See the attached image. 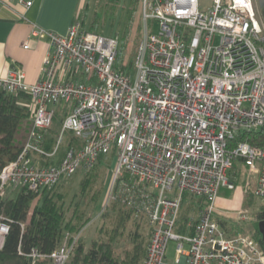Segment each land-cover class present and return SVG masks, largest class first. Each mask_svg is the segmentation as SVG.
<instances>
[{
    "label": "built area",
    "instance_id": "obj_1",
    "mask_svg": "<svg viewBox=\"0 0 264 264\" xmlns=\"http://www.w3.org/2000/svg\"><path fill=\"white\" fill-rule=\"evenodd\" d=\"M140 3L142 34L130 70L117 64L119 34L85 30L79 20L66 34L33 27L24 47L35 38L50 42L39 79L26 83L21 68L0 78L8 92L30 95L27 136L0 173V196L53 187L110 155L108 201L144 214L151 228L143 264H264L260 231L232 235L217 213L220 188H235L228 172L236 161L247 167L245 190L257 175L254 192L264 200V146L236 140L264 127V0ZM59 110L64 117L48 149ZM69 135L78 144L63 150ZM186 194L203 201L182 225ZM9 228L0 215V248ZM171 240L175 260L167 256ZM72 247L67 236L51 254L32 255L65 264Z\"/></svg>",
    "mask_w": 264,
    "mask_h": 264
},
{
    "label": "trees",
    "instance_id": "obj_2",
    "mask_svg": "<svg viewBox=\"0 0 264 264\" xmlns=\"http://www.w3.org/2000/svg\"><path fill=\"white\" fill-rule=\"evenodd\" d=\"M108 13V10L103 16L97 13V18H93L90 27L85 26L86 17L77 20L81 22L83 29L102 34L99 28L108 19ZM129 34L130 28H127L123 33L126 47L129 43V39H126ZM120 48L118 61L121 55ZM133 61H131L132 65ZM127 67L128 65L125 68ZM29 100L30 95L26 91L11 93L0 87V173L7 163L18 156L25 141L22 133L27 131L30 125V111L22 101ZM63 117L59 110L54 124L57 123L60 127ZM54 124L47 135L48 149L53 147L59 131V127H54ZM242 139L264 146V127L259 132L245 133L236 138V140ZM77 144L76 139L69 135L66 137L63 150ZM107 162L112 167L115 160L110 155L103 154L92 169L82 171L74 192L68 182L72 181L76 174L62 179L50 188L38 191L20 189L12 194L8 190L6 195L0 196V215L8 220L10 226L0 248V264H52L51 258L34 256L33 251L38 254H51L63 244L67 236L69 244H73L67 264H143L151 228L144 214H137L134 209L120 201H110L102 212L103 219L110 216L112 212H117L118 220L112 228L102 223L97 234L91 237L87 250H85L87 241L83 233L74 241V236L83 231L91 220V210L95 209L106 186ZM186 197L190 200L191 207L187 205L186 208L190 210L184 212L183 201L180 215L182 225L189 217L196 214L197 208L194 205L197 204V207H200L203 201L199 198L194 204L196 200L194 196L186 194L184 199ZM132 217L139 220L135 221L136 225L132 226L134 227V229L131 228L132 231L125 233L127 218L133 220ZM262 218H264V210L260 213V219ZM223 223L226 222L223 221ZM145 227H148V231ZM257 239L264 248V240L259 235ZM119 240L129 241L131 246L126 250L118 248L117 251L116 244Z\"/></svg>",
    "mask_w": 264,
    "mask_h": 264
},
{
    "label": "rangeland",
    "instance_id": "obj_3",
    "mask_svg": "<svg viewBox=\"0 0 264 264\" xmlns=\"http://www.w3.org/2000/svg\"><path fill=\"white\" fill-rule=\"evenodd\" d=\"M109 11V16L106 22L99 30L104 35L109 34H119L121 37V55L118 61V65L121 66L124 61L128 65L127 69H131V61L134 60L137 48L141 39V25H142V7L140 0H82L79 15L80 18L86 17V27H90L92 25L93 18L96 17L97 13H100L102 16L105 14V11ZM112 15V16H111ZM97 18V17H96ZM157 23V22H156ZM149 24L151 27L155 24V20L150 19ZM130 28L128 46L126 47L125 39H123L124 31ZM141 33V34H140ZM28 101H22V103H26ZM30 121V120H29ZM58 126V124H54V127ZM59 127V126H58ZM113 158V157H112ZM115 163H113L114 166ZM113 166H109L108 162L105 168L106 171V186L103 188L102 195L99 199L98 204L95 209H92V218L88 224L84 227L83 231L78 234L83 233V237L86 238L87 245L85 250L88 249L90 245V239L92 236L97 234V230L102 223H104L109 228H112L115 222L118 220V213L112 212L110 216L106 219H103V211L110 203L109 199V188L113 178ZM82 175V171L76 173L73 177V180L68 182V185L74 192L77 189V182ZM252 183L251 191L252 194H246L245 183L241 182L235 184V188L228 189L227 187H222L218 198H217V213L223 218L226 219L225 222L228 225V230L232 235H235L239 232L241 233H253L259 230V222H260V213L264 210V200L255 195L254 189L257 184V176L253 175L250 179ZM249 193V192H248ZM112 202V200H111ZM197 199L194 201L196 204ZM187 205H190V200L186 197L184 199V212L190 210V208H186ZM246 211L248 214V220L241 222L237 219V213L239 211ZM194 215V214H193ZM133 220L127 218V224L125 226V233H129L134 229L132 226L136 225L135 221L139 220L137 218L132 217ZM196 218V217H195ZM147 220V219H146ZM121 221V219L119 220ZM146 223V222H145ZM132 228V229H131ZM145 230L148 231V227H145ZM117 251L126 250L131 246L129 241L119 240L116 244ZM177 241L171 240L168 244L167 256L171 260H175ZM70 255V254H69ZM69 259V257H68ZM68 261V260H67ZM67 261L65 264H67ZM54 264V262L52 263Z\"/></svg>",
    "mask_w": 264,
    "mask_h": 264
},
{
    "label": "crops",
    "instance_id": "obj_4",
    "mask_svg": "<svg viewBox=\"0 0 264 264\" xmlns=\"http://www.w3.org/2000/svg\"><path fill=\"white\" fill-rule=\"evenodd\" d=\"M32 1L31 7L26 8L20 0H0V78L6 77L13 68H21L25 72L26 83H35L41 75L44 58L50 50V42L48 38H35L30 41L29 48L24 47L33 27L40 26L66 34L73 22L80 19L82 0ZM22 134L26 139L27 131ZM228 175L235 184L245 183L246 187L247 167L243 162L236 161ZM251 186L252 183L246 194L253 193ZM221 189L222 187L219 193Z\"/></svg>",
    "mask_w": 264,
    "mask_h": 264
},
{
    "label": "water",
    "instance_id": "obj_5",
    "mask_svg": "<svg viewBox=\"0 0 264 264\" xmlns=\"http://www.w3.org/2000/svg\"><path fill=\"white\" fill-rule=\"evenodd\" d=\"M259 231L262 234V239H264V218L259 222Z\"/></svg>",
    "mask_w": 264,
    "mask_h": 264
}]
</instances>
